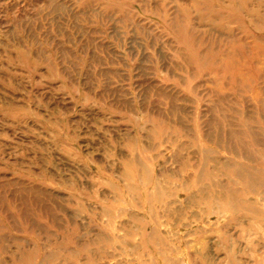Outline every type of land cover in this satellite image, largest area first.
Wrapping results in <instances>:
<instances>
[{"label": "rangeland", "instance_id": "rangeland-1", "mask_svg": "<svg viewBox=\"0 0 264 264\" xmlns=\"http://www.w3.org/2000/svg\"><path fill=\"white\" fill-rule=\"evenodd\" d=\"M0 264H264V0H0Z\"/></svg>", "mask_w": 264, "mask_h": 264}]
</instances>
